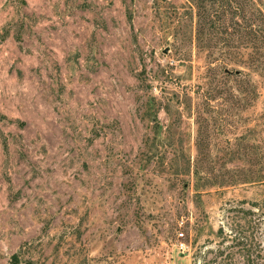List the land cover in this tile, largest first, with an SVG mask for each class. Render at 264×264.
<instances>
[{
    "label": "rangeland",
    "instance_id": "rangeland-1",
    "mask_svg": "<svg viewBox=\"0 0 264 264\" xmlns=\"http://www.w3.org/2000/svg\"><path fill=\"white\" fill-rule=\"evenodd\" d=\"M199 4L0 0V264H204L242 210L264 245V60Z\"/></svg>",
    "mask_w": 264,
    "mask_h": 264
},
{
    "label": "trees",
    "instance_id": "trees-1",
    "mask_svg": "<svg viewBox=\"0 0 264 264\" xmlns=\"http://www.w3.org/2000/svg\"><path fill=\"white\" fill-rule=\"evenodd\" d=\"M196 1H199V7L204 12L205 8L201 6L204 0ZM214 3L218 4L221 14L220 27L227 34L223 37L220 48L231 46L229 43L232 38L229 35L233 32L241 33L246 37L245 40L251 49L248 52L250 66L253 68L260 66L264 60V0H214ZM232 17H236L237 27L229 31L232 26H228V21ZM235 47L240 48V44ZM236 53L243 55L241 50H237ZM242 211L245 212L242 216L245 222L242 223L239 219L235 221L234 235L225 233L223 227L218 229L217 235L221 236L222 240L218 242L216 249L207 248L204 251V264H264V245L261 236L258 235L253 221L248 219L249 211ZM227 239H230L232 243L225 245ZM10 262L11 264H36L32 259L22 260L20 253H14Z\"/></svg>",
    "mask_w": 264,
    "mask_h": 264
},
{
    "label": "built area",
    "instance_id": "built-area-1",
    "mask_svg": "<svg viewBox=\"0 0 264 264\" xmlns=\"http://www.w3.org/2000/svg\"><path fill=\"white\" fill-rule=\"evenodd\" d=\"M179 236H180V237L184 236V233H183V232H180V233H179ZM180 248H182V250H185V249H186V243L181 242V243H180Z\"/></svg>",
    "mask_w": 264,
    "mask_h": 264
}]
</instances>
